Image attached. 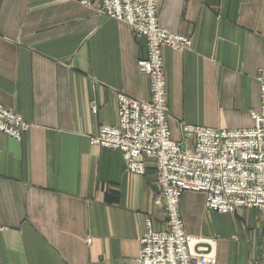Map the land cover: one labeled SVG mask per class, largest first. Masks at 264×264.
<instances>
[{"label":"crops","instance_id":"0c3cea01","mask_svg":"<svg viewBox=\"0 0 264 264\" xmlns=\"http://www.w3.org/2000/svg\"><path fill=\"white\" fill-rule=\"evenodd\" d=\"M160 25L190 38L162 49L172 138L183 123L248 128L260 108L264 0H158ZM100 0H0V103L30 123L0 132L1 264H132L151 220L165 229L151 160L127 170L118 150L90 144L116 126L117 94L149 99L137 61L145 39L98 12ZM180 215L194 250L220 264H259L263 214L209 210L185 191Z\"/></svg>","mask_w":264,"mask_h":264},{"label":"built area","instance_id":"2783aa9c","mask_svg":"<svg viewBox=\"0 0 264 264\" xmlns=\"http://www.w3.org/2000/svg\"><path fill=\"white\" fill-rule=\"evenodd\" d=\"M158 0H100L98 12L127 23L145 39L146 56L137 61L149 78V99L117 94L116 126H100L88 137L92 145L121 152L128 171L142 175L151 160L160 185L158 199L166 227L151 220L140 237L132 264H220L203 247L193 249L180 215L185 191L203 192L209 210L232 213L237 207L262 212L261 258L264 264V67L258 72L260 108L248 128H211L183 123L182 140L172 138L167 119V91L162 49L183 51L190 38L163 28ZM30 123L0 103V132L21 139ZM1 264V261H0Z\"/></svg>","mask_w":264,"mask_h":264},{"label":"rangeland","instance_id":"374dc122","mask_svg":"<svg viewBox=\"0 0 264 264\" xmlns=\"http://www.w3.org/2000/svg\"><path fill=\"white\" fill-rule=\"evenodd\" d=\"M3 106H4V105H3ZM4 107H5V106H4ZM6 108H7V107H6ZM17 114H18V113H17ZM99 127H100V126H99ZM98 129H99V128H98ZM96 132H97V131H96ZM94 134H95V133H94ZM89 136H91V135H89ZM89 136H88V137H89ZM88 140H89V139H88ZM90 144H91V143H90Z\"/></svg>","mask_w":264,"mask_h":264}]
</instances>
